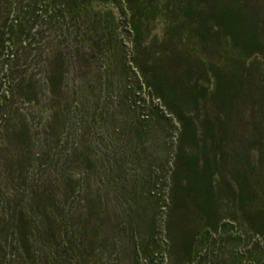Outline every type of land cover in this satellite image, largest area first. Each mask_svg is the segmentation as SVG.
<instances>
[{
    "label": "trees",
    "instance_id": "1",
    "mask_svg": "<svg viewBox=\"0 0 264 264\" xmlns=\"http://www.w3.org/2000/svg\"><path fill=\"white\" fill-rule=\"evenodd\" d=\"M193 1L178 0L163 9V32L158 42L176 48L171 32L180 28L193 38L196 54L179 47L176 52L162 50L151 55L147 50V54L135 51L129 60L130 71L126 72L113 53L108 58L113 66L111 73L116 79L122 78L124 96L130 106L139 108L142 118L173 120L176 124V142L164 182L167 193L161 205L165 232L161 256L167 264H264V248L257 242L245 243L248 233L264 236V175L253 182L258 169L259 174L264 173V132L258 136L259 128H264V0H196L205 1V7L193 6ZM100 3L113 4L126 20L135 48L150 22L143 20V15L159 12L157 4L146 7L144 0H0V63L7 79L5 89L0 90V112H6L12 86L27 102L36 99L33 77L25 74L35 48L47 51L42 63L44 82L49 98L58 96L64 78L65 44L78 53V37L92 34L100 25L99 12H93ZM111 14V10L105 11L104 19L108 21L101 27L107 43L112 40L107 26ZM67 21L73 25L65 33L63 24ZM48 30H54L57 38L45 34ZM91 40L88 37L85 44L92 46ZM223 41L237 48L241 61L237 77L235 74L226 80L220 60L213 68L205 67L207 54ZM148 44L143 43L142 49ZM252 66L256 73L251 72ZM202 80H212L211 92ZM248 100L252 101L250 117L255 130L248 133L244 143L245 133H239L238 127L244 121ZM208 103L216 108L214 118L206 111ZM236 128L237 139L225 137ZM18 132L28 134L27 124L22 123ZM144 208L133 201L124 212V226L132 234L141 226L137 212ZM149 211L145 226L150 250L146 247L142 251L145 260L152 263L158 244L151 232L156 212ZM38 214L20 213L12 221L10 241L0 242L2 258L9 261L6 264L22 257L26 264H33L35 245L49 249L58 258L61 253L57 238L68 246L88 236L84 228L74 233L64 226L60 232L53 230L46 214ZM87 216L91 213L86 212L85 220ZM232 228H238V233Z\"/></svg>",
    "mask_w": 264,
    "mask_h": 264
},
{
    "label": "rangeland",
    "instance_id": "2",
    "mask_svg": "<svg viewBox=\"0 0 264 264\" xmlns=\"http://www.w3.org/2000/svg\"><path fill=\"white\" fill-rule=\"evenodd\" d=\"M144 1L146 7L157 4L159 12L143 15V20L150 22L140 36V45L135 48L131 43L126 20L119 16L114 5L100 3L93 8V12H99L100 25L92 34L78 37V53L65 44L64 78L58 96L49 98L44 82L42 63L47 51L43 47L35 48L27 61L25 74L33 77L36 99L27 102L12 86L4 108L6 112H0V242L10 241L9 228L20 213L28 216L43 212L49 223L53 222V230L60 232L64 226L73 229L74 233L84 228L88 234L80 245L63 246L57 238L56 245L61 253L58 258L49 249L41 250L35 245L33 264H167L161 256L165 234L161 205L167 193L164 182L176 142V124L173 120L142 118L139 108L129 105L121 88L124 81L112 75L113 66L108 58L116 54L121 67L129 72V60L135 51L142 50L151 55L156 51L176 52L179 48H189L196 54L198 49H193V38L180 28L171 32L179 48L158 42L163 32V9L172 7L178 0ZM191 5L205 7L207 3L195 0ZM109 10L112 14L107 26L112 40L107 43L101 27L106 26L108 20L104 19V13ZM72 25L67 21L63 31L72 30ZM45 34L57 38L54 30ZM88 37L92 39V46L85 44ZM180 38L181 42H178ZM144 41L153 45L148 44L142 49ZM227 41L207 54L209 60L205 66L213 68L220 60L224 64L223 80L232 79L235 74L237 77L241 66L237 48ZM251 72L256 73L254 66ZM5 80L0 63V90L5 89ZM202 81L211 92L212 80ZM251 102L248 100L244 106V121L238 127L239 133H245L244 143L248 133L255 130L254 120L250 117ZM206 111L214 118L215 106L209 104ZM22 123L27 124L28 134L18 132ZM259 129L258 136H262L264 128ZM225 137L237 139V128ZM263 175L258 169L253 174V182L258 177L262 179ZM133 201L147 210H139L141 215L137 212L141 226L132 234L124 226V212ZM151 209L156 212L151 232L158 244V248H154L158 254L152 257V263L145 260L142 251L149 246L145 216ZM86 212L91 216L85 220ZM44 215L41 216L43 220ZM232 230L238 233L239 229ZM255 242L264 248V236L248 233L245 243L252 245ZM3 254L0 249V264L9 262L2 258ZM23 259L11 264H26L27 260Z\"/></svg>",
    "mask_w": 264,
    "mask_h": 264
}]
</instances>
